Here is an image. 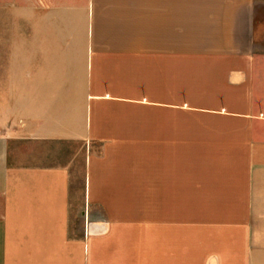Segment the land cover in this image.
<instances>
[{"label":"crops","instance_id":"crops-1","mask_svg":"<svg viewBox=\"0 0 264 264\" xmlns=\"http://www.w3.org/2000/svg\"><path fill=\"white\" fill-rule=\"evenodd\" d=\"M0 47V264H264V0H20Z\"/></svg>","mask_w":264,"mask_h":264},{"label":"rangeland","instance_id":"rangeland-1","mask_svg":"<svg viewBox=\"0 0 264 264\" xmlns=\"http://www.w3.org/2000/svg\"><path fill=\"white\" fill-rule=\"evenodd\" d=\"M0 0V41L3 39L20 38V0ZM3 48V47H0ZM1 58V56H0ZM20 70V62L6 61L0 59V82L6 80V72ZM11 80V79H9ZM83 183V158L82 154L78 156L74 168L72 195L74 200L79 198V192L82 190ZM74 205V209H75ZM75 224V221H72Z\"/></svg>","mask_w":264,"mask_h":264}]
</instances>
